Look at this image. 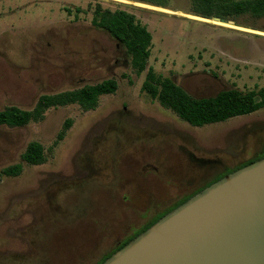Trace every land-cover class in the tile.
<instances>
[{
  "label": "rangeland",
  "instance_id": "rangeland-1",
  "mask_svg": "<svg viewBox=\"0 0 264 264\" xmlns=\"http://www.w3.org/2000/svg\"><path fill=\"white\" fill-rule=\"evenodd\" d=\"M150 1L0 0V111L118 83L93 111L54 107L40 122L0 127V169L21 162L33 141L47 157L0 182V264H96L220 174L264 156V108L193 127L142 91L149 69L195 98L259 90L264 17L223 23L194 15L191 0ZM97 4L133 14L151 33L145 72L93 25Z\"/></svg>",
  "mask_w": 264,
  "mask_h": 264
},
{
  "label": "trees",
  "instance_id": "trees-1",
  "mask_svg": "<svg viewBox=\"0 0 264 264\" xmlns=\"http://www.w3.org/2000/svg\"><path fill=\"white\" fill-rule=\"evenodd\" d=\"M131 1L141 3L154 2L150 0ZM191 4L194 15L205 19L219 18L229 21L243 15H250L254 18L264 17V0H191ZM155 5L164 6V4L159 2H155ZM92 23L97 28L107 31L114 39L125 46L131 65L138 74L146 71L147 60L151 51L152 35L133 14L124 10L111 11L110 9H104L101 4H97ZM117 88V81L109 79L74 90L56 94H44L39 97L32 110H24L17 106H9L1 110L0 127L19 128L33 122H40L44 119L47 110L54 107L77 104L86 112L93 111L99 106L101 96L114 94ZM142 91L152 100L157 101L163 108L172 111L182 121L193 127L221 123L231 118L253 114L264 108V86L259 90L248 92L230 89L223 90L213 97L195 98L181 86H178L172 79L156 74L153 69L147 71L142 84ZM71 125L72 121L70 119L65 122L63 130L58 136V141L64 139ZM262 159H264V156L248 161L242 168ZM46 162L47 157L43 145L37 141L30 142L22 154L21 162L0 169V182L5 178L19 177L24 171V165L40 166ZM239 169L241 168H233L224 174H220L221 176L205 188ZM192 197L190 196L187 201ZM186 202L182 203V205ZM164 216L148 225L128 242L120 244L110 255L103 257L96 264H103L113 254L124 248Z\"/></svg>",
  "mask_w": 264,
  "mask_h": 264
},
{
  "label": "water",
  "instance_id": "water-1",
  "mask_svg": "<svg viewBox=\"0 0 264 264\" xmlns=\"http://www.w3.org/2000/svg\"><path fill=\"white\" fill-rule=\"evenodd\" d=\"M103 264H264V159L207 187Z\"/></svg>",
  "mask_w": 264,
  "mask_h": 264
}]
</instances>
